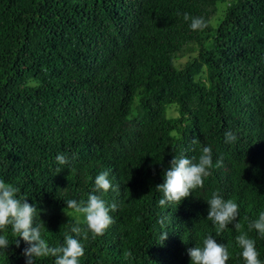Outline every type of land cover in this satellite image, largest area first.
<instances>
[{"label": "trees", "instance_id": "1", "mask_svg": "<svg viewBox=\"0 0 264 264\" xmlns=\"http://www.w3.org/2000/svg\"><path fill=\"white\" fill-rule=\"evenodd\" d=\"M184 13L206 27L192 30ZM206 146L222 166L160 207L173 157L198 161ZM105 171L113 187L95 192ZM0 179L38 209L50 246L80 240L79 264H191L187 250L208 236L227 247L226 264H246L240 232L207 220L213 192L238 204L264 264V236L248 228L264 212V0H0ZM89 194L118 208L102 236L84 240L71 232L87 231L84 218L66 202ZM2 234L0 264H26L25 242L16 247L11 226Z\"/></svg>", "mask_w": 264, "mask_h": 264}, {"label": "clouds", "instance_id": "2", "mask_svg": "<svg viewBox=\"0 0 264 264\" xmlns=\"http://www.w3.org/2000/svg\"><path fill=\"white\" fill-rule=\"evenodd\" d=\"M183 19L190 20L192 30L206 27L202 17H191L188 13H184ZM224 136L225 143H231L237 138L231 130L226 131ZM198 142V139L193 137L192 144L196 145ZM56 161L59 165H66L69 163V158L66 154H58ZM222 163V159H218L213 165L212 148L208 146L203 147L198 161L195 157L174 156L169 168L164 170V183L156 186L157 191L163 194V198L159 200V206L164 207L173 203L179 205L182 200L192 195V190L202 188L205 178L212 175L213 167L219 168ZM57 171L60 170L57 169ZM112 187L107 171L100 173L95 178V192L101 190L107 192ZM19 192V188L0 179V231L11 226V232L17 238L16 247H20L21 239L25 242L27 247L22 255L26 264H35V259L48 257H54L55 264H79V258L84 256V247L80 240L73 238L72 235H66L63 245L50 246L41 236V229L45 228L44 222L40 220L34 226V216L38 209L27 203V199L17 198ZM207 204L209 205L207 220L217 226L219 231L232 225L237 232H240L235 239L242 249V258L246 264H261L255 240L249 237L248 232L241 230L242 225L238 222V204L232 199L225 200L217 192L212 193ZM66 205L75 214L83 216L87 231H82L79 226H73L71 232L84 240L88 239V232H91L93 236H102L113 223L109 212H114L118 208L116 203L106 206V202L96 194H89L86 202H77L72 199L68 200ZM166 219L168 217H163L158 221L162 228L165 226ZM248 228L249 230L255 229L261 236H264V212H261L258 219L252 221ZM167 239L168 233L164 231L160 240L164 242ZM8 245L7 234L0 235V249L7 250ZM187 254L191 259V264H226L229 259L227 247L218 243L212 236L204 238L202 246L189 248ZM131 256L130 251L125 253V259Z\"/></svg>", "mask_w": 264, "mask_h": 264}, {"label": "rangeland", "instance_id": "3", "mask_svg": "<svg viewBox=\"0 0 264 264\" xmlns=\"http://www.w3.org/2000/svg\"><path fill=\"white\" fill-rule=\"evenodd\" d=\"M228 2L227 3H218L217 4V13H216V17L215 19L212 21V24L215 25L217 23V20L221 18L222 13L224 11V9L226 8ZM185 59H180L179 62H184ZM167 115L168 116H174L175 113L172 110H168L167 111Z\"/></svg>", "mask_w": 264, "mask_h": 264}]
</instances>
